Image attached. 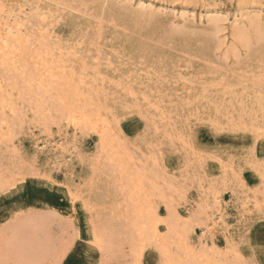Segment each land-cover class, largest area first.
<instances>
[{"label": "rangeland", "instance_id": "obj_1", "mask_svg": "<svg viewBox=\"0 0 264 264\" xmlns=\"http://www.w3.org/2000/svg\"><path fill=\"white\" fill-rule=\"evenodd\" d=\"M61 1V3L65 2L66 6H72L74 8L79 6V3H81L80 1L87 2L86 4L89 6H87V8L79 7L80 10L60 9V6L57 5L58 7H56V4L49 3L48 5L52 7V16L48 21L50 37L52 36L50 38L51 43L78 47L85 36L88 37L87 39L93 35L97 37L95 42L99 53H94V57L99 58L98 60L100 61L99 63L98 60L96 61L97 63L93 61L90 63L92 65L91 67L98 69V77L96 78H98L99 81L105 79L103 80L104 82L101 80L103 84L99 82L101 87L99 89H103V94L99 91L100 100L104 106H106L105 108L111 112L110 114L112 117L114 116V119L119 123L115 125V131H120L119 133H122V138L124 137L127 147L129 146V151H132V156L133 153H135V156L131 157L138 163L140 168L146 169L148 173H150V177L157 180H155L156 182H158L159 179V186L164 187L166 185L164 184L165 182H161L160 179H162V181H167L166 183L172 186L173 190L170 189V185L169 189L173 192L168 190V186L166 185L165 194L167 195L169 193L167 198L172 196V199H170L172 201L175 200L172 203L179 212V216H182L181 218H190L201 204L205 205L211 203L210 206H214L212 203L213 194L219 195L218 198L220 201L217 206H221L219 208L221 213L225 215V224L223 223V226L213 228L212 235L210 237L207 236V239L205 237L204 245L206 247H211L212 244H215L216 247L220 248L224 253L229 248L227 247V242L232 243L234 246H230V248H235L240 245L245 214L258 212V209L254 208V206L259 202H264V192L260 190L259 177L255 175L251 169L244 168L242 172L240 171L246 162L245 149L254 138L255 129L253 128L256 126L255 128L257 130L259 126V128L264 127L263 111L260 109H257L258 111L256 112L252 111L253 106H255L254 103L258 98L260 99L263 97L261 99H263L264 102V96H261L264 95V87L257 86L259 83L260 85H264V77H262L264 76V63H262L264 62V48L262 49L258 46L259 52L254 53L248 58L246 46L235 41V38L232 37V29L230 26H232V22L236 19L237 15V17L241 18L239 15H242L240 14L242 11L243 15L250 14L254 17L258 14L264 17V0H142L144 2L149 1L151 5L153 4L152 18L144 16L145 13L139 12L136 7H133L130 11H126V6L124 4L122 6H117V8L113 10L108 8L105 11H101L98 5L92 3V0ZM124 1L130 2L133 6L137 4V0ZM70 3L71 5H69ZM260 12L262 14H260ZM191 13H195L197 21H192L191 19L184 21L174 16V14L176 16L180 14L190 16ZM214 15L220 18V27L218 29H214L209 22L207 23V19L212 18ZM199 18H201V20ZM101 21H103L102 25L99 26L100 29H98V23ZM256 43L257 42L254 40L251 42L254 50L257 48ZM91 67L90 69L93 71L95 68L93 69ZM220 70H222V72ZM95 72L96 71L90 72V75L91 73L92 76L95 75ZM209 72L212 75H210ZM252 74H257V76ZM258 74L262 80L258 78ZM99 75H101L100 79ZM222 75L224 76L221 78ZM238 75L245 80L239 79ZM245 76L249 77L245 78ZM252 77L257 78V81L255 80L256 83H253L255 81ZM223 78L224 80L222 81H225V83L221 81ZM261 81L263 83H261ZM218 83L221 85L217 87ZM255 84L257 88H254ZM206 85H208V87H206ZM234 85H238L237 87L235 86L236 88L240 86V90L236 89ZM222 86H229L227 87L228 91L225 90V87L222 88ZM230 88L233 89L230 90L232 92L229 91ZM247 88L248 91L246 90ZM251 88L253 89L252 91H250ZM223 89L225 90V94ZM204 90H206L207 94ZM243 90L246 92L242 94ZM125 92H127V94ZM128 92H130V96ZM203 92H205V94ZM226 94L228 96L230 94V97H226L223 101V98L227 96ZM239 95L241 97H238ZM254 95H258V98ZM246 96L249 100H247L248 102L245 101ZM145 97L149 101H147V99L145 100ZM207 99H209V101ZM248 103L249 105H247ZM238 104L242 105L240 106ZM155 105H159V107ZM156 107L158 110L160 109V111H156ZM234 107L235 109H233ZM24 110L26 115L23 124L21 125L17 122L16 127L13 128L12 132L15 138L13 139L12 137V139H10L12 143L8 144L7 141L10 142L8 137L5 138L7 140L1 139L0 142V168L2 170H9L8 172H13L17 169V172L15 170L14 173H18L15 185L11 189L9 188L6 191L0 190L1 230H10L11 227H17L18 225L16 229H19V232L24 236L25 234L22 232V228L20 229L21 221L23 220H18L21 216L32 215L33 217L44 218L46 223L45 226L50 230H48L49 237L52 238L53 242L56 240V243H51H53L56 248L60 249L58 250L60 255L56 248V253H58L57 257V254L53 252V250L52 253L54 254L50 252L51 248H54V245L49 243L50 241L48 244H50L49 247L51 248L48 249V255L51 253L49 255H52L50 258H52L53 255L55 256L52 260H50V258L48 259L46 255L47 251L43 249V247L45 248L43 243V247L40 246V249L43 251L45 250V254L42 253L43 255H39V252L36 253L31 250L32 247L28 249L27 251L31 250L30 254L33 255L36 260L38 259L41 264L42 260L44 262L46 261L47 264H131V253L129 252L131 249L127 245L123 248H119V251L118 249H112V247L111 250L106 246L109 253L107 254V251H104L106 250L105 248L103 249L104 255L101 249L94 244L92 226L93 215H96L97 212H101V216H103L102 219L104 223H106L109 216L113 219L115 214L118 215L122 213L123 208L120 209L117 206L124 200L121 193L115 189V178L109 173V168L103 167L107 166L105 165L106 163H104L102 159L100 163L98 162L99 160H96L98 152V139L96 135L92 132H84L82 134L80 131H77L75 133L72 127L64 122L60 123L59 126H57V124L51 125V127L46 130L44 129V124L36 120L33 113L30 114L32 112L31 110ZM131 111H135L137 114L131 115ZM215 111L221 114L219 115ZM232 112H237L239 116L236 115V113L233 115ZM7 113L9 114V120H11V113ZM218 115L219 117L216 118ZM246 115H252V117L254 116L253 118L260 119L259 122H257L259 124L255 123L253 127L251 122H248L249 118ZM226 116H228V119L225 118ZM153 117L156 118L154 119ZM239 117L242 118L241 121L248 122L246 125L247 127L244 126L246 127L245 131L244 127L242 128L238 125L239 128L236 124V122L240 123L238 122ZM216 123L225 127H221V130L216 131L212 127V124ZM227 126L230 128L228 127V129H226ZM190 127L194 130V135L191 137L188 136ZM48 130H50V134H48ZM256 134L258 135V133ZM60 137L70 144L72 142L77 144L78 149L75 151L76 153L74 152L72 162L67 160L65 164H60L61 162L58 163L57 161L53 164L51 161V154H35L34 145L36 143H41L44 140H57L60 139ZM176 138H179L178 140L180 141L177 142L178 140H176ZM13 150L15 153H18L15 154ZM202 153L215 154L216 158L207 159L205 156L201 155ZM13 155L14 157H12ZM151 155L154 157H150ZM11 158H15L14 162ZM19 160H22V162L18 163ZM156 162L157 164L159 163L158 166ZM8 164L9 167H7ZM98 164L100 166H98ZM143 164L144 166H148L144 167ZM149 166H152L151 171ZM161 169L162 171L159 172ZM95 170L96 175L94 176L93 173ZM151 175H156L158 177H152ZM237 175L243 179L244 186L235 178ZM161 176H163V178ZM169 176H173L174 178L170 177L169 179ZM91 177L94 180L90 184L89 179ZM193 177H196V179ZM200 183L202 184L201 186ZM208 183H211V185ZM228 183H230V185ZM179 185L181 186L179 187ZM214 186L215 188L213 189ZM216 186L219 187L217 188ZM68 189H70L72 193H80L81 197H83V201L79 199L78 201H74V203L71 200ZM109 189H111L112 192H109ZM174 189H176V192ZM167 190L168 192H166ZM211 190H214V192ZM248 190L251 192L249 193ZM254 190H257V196L255 195L257 193L254 194V192H256ZM207 192L209 193L207 194ZM183 193L185 196H183ZM203 194L207 195L204 197ZM231 194H233V196ZM179 197L182 198V200ZM154 198H152L153 204L156 205L161 216L163 218L166 217V204L160 201V197ZM86 199H92L94 202L93 205L96 207L92 210H88L84 202ZM206 199H209V201L206 202ZM244 206L247 207L248 210L246 209V211L248 212L244 214L243 218H240V214H243L241 210ZM115 208H117V210L119 209V211L117 212ZM104 210L107 213H104ZM15 218L16 221L19 222L18 224L17 222L16 224L13 222L14 225L12 226L13 223L11 224V221H15ZM8 223L11 224L10 228L8 225V229L4 228L3 230L2 228ZM9 230L5 231V235L3 232L0 235H2L3 238L8 235L6 239H9L10 242L16 239H14V236L19 237V239H17L18 241L16 240L19 244L23 243V245H25V243L28 242H25L26 239L18 235L20 234L19 232L17 233L18 230L16 232L14 230L13 232L11 229L13 233H10V235L7 233ZM198 230L199 227L194 232H191V234L189 233V242L192 243L191 247L196 251L202 247L199 241L201 237ZM73 233L78 239L73 241L71 251L61 257V250L72 237ZM11 235H13V241H11ZM225 235L229 236L228 240L224 238ZM20 238L25 240L21 242L22 239L20 240ZM2 239L1 243H3ZM9 241L6 243L5 240L2 244L3 246L0 244V248L3 250L2 252H4L6 248L8 249L6 252H8L10 247H15V245L17 249L20 248L21 250L22 244L20 245L21 247H19L18 243L13 245L14 242L10 244L8 243ZM57 241H60L58 242L59 244H57ZM9 244L11 246L6 247L7 245L9 246ZM48 244H46V247H48ZM59 245H61V248L58 247ZM25 248L27 249V247H22V250H17V252L20 251L19 254L21 255V252ZM145 250L142 258H140V264H149V262L150 264H162L161 260L163 256L160 255L161 253L158 252L159 250L154 247H148ZM229 250L228 259L234 257V253L231 251L232 249ZM13 251L16 253V250ZM27 251L25 250L23 253L27 254ZM111 251H114V253H110ZM170 251L172 252L174 250ZM10 252H8L9 254L6 253L4 255L3 253V255H1L0 249V257H3L4 262L8 261V264H11V258L13 255L16 256L17 254L16 257L18 260L15 261L13 258V261L19 263V259L22 256L18 253L14 254V252ZM116 252L119 253L115 254ZM172 253L178 252L175 250ZM231 253L232 257H230ZM28 254L26 255V260L22 257L24 260H22L24 262L22 264H25V262L28 264L30 260H32V263L29 262L30 264H40L38 263L39 261L33 263V261H35L31 259L33 256H31L28 261ZM7 255L11 261L9 258L4 257ZM255 255L258 261L264 259V253H261L258 247ZM40 256L46 257L45 259L47 260L40 258ZM4 262L0 260V264H7ZM14 262H12V264Z\"/></svg>", "mask_w": 264, "mask_h": 264}, {"label": "bare ground", "instance_id": "obj_2", "mask_svg": "<svg viewBox=\"0 0 264 264\" xmlns=\"http://www.w3.org/2000/svg\"><path fill=\"white\" fill-rule=\"evenodd\" d=\"M61 2H62L61 0H0V37H3V40L7 41V43L0 42V142H1V139H5L6 137H8L9 140L12 139V137H13L12 131H13V128L16 127L17 122H19L21 125L23 124V122H24L23 120H24L25 115H26V112L24 109L31 110L32 112L30 114L33 113L35 116V119L42 122V124H44L43 125L44 129H46V130H47V128H50L51 125L57 124V126H59L60 123L64 122L68 126H71L73 129V132H75V133L77 131H80L82 134L84 132L94 133L98 139V147H97L98 152H97L96 160L97 161L99 160L98 162L100 163V160L102 159L104 161V163H106L105 165H107V166H103V167H107V169L109 168V171H110L109 173L111 175H113V177L115 178V180H114L115 189L121 193V195L123 196V199H124L122 201L123 203L121 202V204H119V206L116 205L120 209L123 208L122 213L118 214V215H116V214L114 215V213H113L114 218L111 219L109 216L108 221L106 219V221H107L106 223H104V220L102 219L103 216H101V212H97L96 215H93V219H92L93 235H94L93 240H94V244L96 246H97V241L99 242V246H97L99 249H101V248L105 249L106 248V250H104V251H107L106 253L108 254L109 250L107 249L106 246H108V248H110V249H111V247H112V249H116V250L118 249V251H119L120 250L119 248H123L124 246L127 245L131 249V251L129 250V252L131 253V256L129 253V256L131 257V260H130L131 264H138V263L140 264V258H142L144 251H146L145 249H147L148 247H154L155 249L159 250L158 252H160L161 253L160 255L163 256V259L162 260L160 259L162 264H233V261L235 260V256L232 257L233 252L231 253V256H230L232 258L228 259V257H229L228 251L230 252L229 249H234V248H230V246L231 247L233 246L232 243H230V242L226 243L227 247H229V248L225 251V253L223 251H221L220 248L216 247L215 244H212L211 247L210 246L206 247L204 245L205 237L207 239V236L210 237L212 235L213 228L223 226V223H224V216L225 215L221 213V210L219 208L221 206H217L219 204V201H220L218 198L219 195L213 194L214 196L212 198V203L214 204V206H210L211 203L205 204L206 206L204 204H201V205L199 204L200 206L198 205L199 207H197V210L192 214V216L190 218H185V217L181 218L182 216H179L180 215L179 212L176 210L175 206L172 203L175 201L174 198H173L174 201H172L171 200L172 196L170 197L171 198L170 199V198H167V195L169 193L167 195L165 194V187L168 186V190H170V189H172V186L170 184H167L166 183L167 181H165V180L162 181V179H160V181L165 182L164 184H166L167 186L166 185L164 187L159 186V179H158V182H156L157 180L151 178L149 175L150 173H148V171L146 169L140 168L138 166V163H136L135 160L132 158L133 156H135V153H133V156H132V153H131L132 151H129L130 150L128 148L129 146L127 147L126 141L124 140V137L122 138V135H121L122 133H119L120 131L119 132L115 131L116 130L115 125H117L119 123L116 121V119H114V116L112 117V115L110 114L111 112H109L107 110V108H105L106 106H104V104L100 100L99 91H101V93H102L103 89L102 90L99 89V88H101L99 82H101L102 79L99 81L98 78H96V77H98V72H97L98 69L95 67H91L92 65L90 63L91 61H93L95 63L99 59L97 57L96 58L94 57V53H99L97 48H96V42H95L97 40V37L93 35V36H90L89 39H87L88 37L85 36V38L82 39V41L79 43L78 47L65 46L66 44L61 45V44H52L51 43L50 38L52 36L50 37L49 22L48 21L52 16V10H51L52 7H50L48 5L49 3L56 4L55 5L56 7L60 6V9L64 8V9H75V10H77V9H79V7L87 8V6H89L86 4L87 2L85 3V1H80L81 3H79V6H77L75 8L72 6H66L65 2H63L64 4ZM92 3L95 5H98L99 8L101 9V11H105L108 8L113 10L114 8H117V6H120V5L122 6L124 4L126 6V8H125L126 11H130L133 7H136L139 12L145 13L144 16H148L150 18L153 17V12H152L153 11V8H152L153 4L151 5V3H149V1L144 2L142 0H137L136 6H133L130 2H126L124 0H92ZM69 5H71V3ZM57 9H59V8H57ZM207 13H209V12H207ZM240 14H242V15H239V16H241V18L237 17L238 15L236 14L237 15L236 19L233 20L232 26H230L232 29V31H231L232 37L235 38L236 42L238 41L242 45L246 46L247 53H248L247 57L249 58L254 53L259 52L258 46H260V48H262V49L264 48V17H262L258 14L257 15L255 14L256 16H254V17L250 14L243 15V11ZM260 14H262V13L260 12ZM41 16L46 17V19H44V20L39 19V17H41ZM174 16H175V18L178 17L184 21H187L190 19L192 21H195L197 18L195 13H191L190 16H187L184 14H180L178 16H176L174 14ZM199 19L201 20V18H199ZM200 20H199V22H200ZM207 20H208L207 23L209 22L213 26L214 29H218L220 27V25H219L220 18H218V16L214 15L212 18H209ZM103 21L98 23V27L102 25ZM225 21H227V20H225ZM98 29H100V27ZM8 30H12L11 35H9ZM16 33H19V35H16ZM252 40L257 42L256 43L257 44L256 50L253 49V46H252L253 43L251 44ZM99 61L100 60H98V63H99ZM262 63H264V62H262ZM90 67L93 69L95 68L93 71H96V72H95V75H93V76H92V73L90 75V72H93V71H91ZM263 68H264V65H263ZM220 71L222 72V70H220ZM223 71H224V69H223ZM235 72H237V71H235ZM209 74H210V72H209ZM248 74H250V73H248ZM210 75H212V74H210ZM243 75H245V74H243ZM252 75L257 76V74H252ZM100 76L101 75H99V79H100ZM223 76L224 75H222L221 78ZM249 76H245V78L249 77ZM261 76H262V74H261ZM53 77H55V79ZM262 77H264V76H262ZM238 78L242 79V78H240L239 75H238ZM258 78H260L259 74H258ZM248 79L251 80L250 78H248ZM252 79L254 81L255 80L257 81V78L252 77ZM260 79L262 80V78H260ZM103 80H105V79H103ZM222 80H224V78L221 79V81ZM242 80H245V79H242ZM249 80H246V81H249ZM256 81L253 83H256ZM103 82H101V83L103 84ZM259 82H260V80H259ZM259 82H257V83H259ZM189 83H191V82H189ZM219 83H218L217 87L219 85H221ZM223 83H225V81ZM235 83H237V82H235ZM253 83H252V86H253ZM261 83H263V82L261 81ZM206 84H208V83H206ZM214 85H216V84H214ZM244 85H246V84H244ZM125 86H126V84H125ZM235 86L237 87L238 85H234V87ZM257 86L258 87H264V85H262V84L260 85V83L257 84ZM257 86L255 84L254 88L255 87L257 88ZM102 87H103V85H102ZM124 87H123V89H124ZM206 87H208V85H206ZM223 87H225L226 88L225 90H227V87H229V86H227V87L222 86V88ZM230 87H231V85H230ZM211 88H210V90H211ZM248 88L246 89L247 91H248ZM252 88L250 89V91H252L254 89V88L253 89ZM195 89H197V88H195ZM236 89L240 90V86H239V88H236ZM241 89H242V87H241ZM243 89H244V87H243ZM128 90H130V89H128ZM225 90H224V94H225ZM230 90H233V89L230 88L229 91ZM126 91H127V89H126ZM204 91L206 92V90H204ZM205 92H203V93L205 94ZM230 92H232V91H230ZM245 92L246 91L243 90L242 94ZM125 93L127 94V92H125ZM128 93L130 96V92H128ZM221 93H223V92H221ZM206 94H207V92H206ZM253 94H254V92H253ZM255 94H256V91H255ZM235 95H237V94H235ZM223 96H225V95H223ZM232 96H234V95H232ZM247 96H246V100H245L246 102L249 101L247 99ZM254 96H256V95H254ZM261 96H264V95H261ZM198 97H200V96H198ZM226 97H230V94H229V96L228 95L225 96L223 98V101H224V99H226ZM238 97H241V96L239 95ZM256 97L258 98V95ZM257 98H256V100H257ZM261 98H263V97H261ZM261 98L260 99L258 98L257 101H255L253 98V100L255 101V103H254L255 106H253L252 111L256 112V111H258L257 109H260L264 113V102H263V99H261ZM144 99L146 100L147 98L145 97ZM250 99H252V98H250ZM207 100L209 101V99H207ZM220 100H219V102H220ZM147 101H149V100L147 99ZM252 101H250V102H252ZM209 103H211V102H209ZM223 103H222V105H223ZM238 105H240V104H238ZM247 105H249V103ZM155 106L159 107V105H155ZM209 106H210V104H209ZM217 106H218V104H217ZM231 106H230V108H231ZM226 107L227 106L225 105V108ZM237 108H238V106H237ZM155 109H156V111L158 110L157 107ZM233 109H235V107ZM219 110H221V109H219ZM158 111H160V109ZM7 112L11 113L10 117H11L12 121L9 120V116H8L9 114ZM215 112L219 115L221 114L217 111H215ZM237 112H234V113L232 112V113H233V115L236 113V115L239 116V114H237ZM245 112H247V111H245ZM254 112H252V113H254ZM158 114H159V112H158ZM219 115L216 116V118L219 117ZM252 115H246V116L249 118L248 122L250 121L254 127L255 123L259 124L257 122H259L260 119L253 118L254 116L252 117ZM227 117L228 116H226L225 118H227ZM242 117H245V116H242ZM153 118L155 119L156 117H153ZM241 119L242 118L239 117L238 122H240V123L236 122L237 126L238 125L240 127H241V125L243 127L246 126L248 122L241 121ZM222 121H223V119H222ZM231 121H230V123H231ZM263 123H264V121H263ZM216 124H218V123H216ZM260 124H262V123H260ZM89 125H91V126H89ZM231 125H232V123H231ZM222 127H225V126H222ZM228 127L229 126H227L226 129H228ZM246 127H244V131L246 130L245 129ZM248 127H249V125H248ZM255 127L253 128V129H255L254 130L255 133L259 134V129H261V128H259L260 126L258 127L257 130ZM249 128H247V129L249 131H251L250 130L251 128L250 129ZM238 130H240V129H238ZM48 131H49L48 134H50V130H48ZM14 138L15 137H13V139ZM178 139L179 138H176V140H178ZM5 140H7V139H5ZM179 141L180 140H178L177 142H179ZM181 141H182V139H181ZM7 142H8V144L12 143L11 140H10V142L9 141H7ZM128 145H130V144H128ZM77 149H78V147H77V144L75 142L74 143L72 142L70 144L69 142L64 140L62 137H60V139L52 140V141L51 140H44L41 143H36L34 145L35 154H46V153L51 154V161L53 164L56 163L57 161H58V163L61 162L60 164H65V161H67V160L72 162L74 152L77 151ZM14 153H15V151H14ZM17 153H15V154H17ZM129 154H131V155H129ZM143 156H145V155H143ZM12 157H14V155ZM150 157H154V156L151 155ZM11 159L14 162L15 158H11ZM137 160H138V158H137ZM19 162H22V160L21 161L19 160L18 163ZM30 162H32V161H30ZM157 162H156V164H157ZM147 164H148V162H147ZM158 164H157V166H158ZM0 166H1V164H0ZM5 166H6V164H5ZM98 166H100V165L98 164ZM143 166H144V164H143ZM147 166L148 165H145L144 167H147ZM229 166H231V165H229ZM7 167H9V164ZM19 167H20V165H19ZM22 167H23V164H22ZM94 167H93V169H94ZM149 167L151 168L152 166H149ZM15 168H16V166H15ZM91 169H92V167H91ZM96 169H97V167H96ZM15 170L17 172V169H15ZM22 170H23V168H22ZM151 170H152V168L150 169V171ZM8 171L9 170H2L0 168V190L1 191H6L9 188L11 189L15 185V182L17 180L16 177L18 176L17 175L18 173L15 174L14 171L13 172H8ZM20 171H21V169H20ZM160 171H162V169L159 170V172ZM231 171H233V170H231ZM95 173H96V170L93 173L94 176L96 175ZM232 173H234V172H232ZM151 174H152V172H151ZM153 174H154V172H153ZM162 175H163V172H162ZM165 175H167V174H165ZM234 175H236V174L234 173ZM151 176L154 177L156 175H151ZM92 177L89 179L90 184L94 180ZM157 177L158 176H156V178ZM161 177L163 178V176H161ZM170 177H173V176H169L168 178L170 179ZM194 179H196V177ZM21 180H24V179H21ZM184 180H186V179H184ZM176 181H178V180H176ZM17 182H19V181H17ZM20 182H22V181H20ZM212 183H213V181H212ZM214 183H216V182H214ZM228 184L230 185V183H228ZM181 185H179V187ZM201 185L202 184L200 183V186ZM209 185H211V183ZM224 186H226V185H224ZM239 186H241V185H239ZM169 187H170V189H169ZM245 187L247 188L246 185H245ZM214 188H215V186L213 187V189ZM176 189H174L175 192H176ZM199 189H200V187H199ZM234 189H235V187H234ZM168 190L166 192H168ZM172 190H170V191L173 192ZM208 190H210V189H208ZM254 191H256V192H254V194L257 193V190H254ZM68 192H69V195L71 196V200L73 202L76 200L78 201L79 199L80 200L82 199V201H83V197H81L80 193L79 194L72 193V191L70 189H68ZM109 192H112L111 189H109ZM180 192H182V191H180ZM212 192H214V190ZM217 192H219V191H217ZM248 192H249V190H248ZM261 192H260V195H261ZM208 193L209 192H207V194ZM207 194H205V195H207ZM205 195H204V197H205ZM231 195L233 196V194H231ZM239 195H241V194H239ZM255 195L257 196L258 193ZM176 196H177V194H176ZM181 196H182V194H181ZM183 196H185L184 193H183ZM256 196H254V197L257 198ZM154 197H160L161 198L160 201H162L163 203L166 204V210H167V216L166 217L163 218L161 216V213L159 212L158 208L156 207V205L153 204L152 198H154ZM263 197H264V194H263ZM120 198H122V197H120ZM259 198H260V196H259ZM154 199H158V198H154ZM177 199H178V197H177ZM180 199L182 200V198H180ZM251 199H253V198H251ZM207 201H209V199L208 200L206 199V202ZM84 202H85V205H86L88 210H92L94 207H96L93 205L94 202L92 201V199H86ZM107 202H108V200H107ZM245 206L242 207L241 211L243 212V214H240V218H243L244 214L246 212H248V211H246L247 207H245ZM103 208H104V206H103ZM254 208H256V205L254 206ZM115 209L117 210V208H115ZM116 210H115V212H116ZM118 211H119V209L117 210V212ZM104 213H107V212L105 211ZM21 217L18 220L19 221H21V219L23 220V221H21L22 223H21L20 229L22 228V232H24V234H25L24 236H22L21 232H19V229H16L18 227V225H17V227L13 226L14 225L13 222H15V224H16V222H17V224L19 222V221H16V218H15V221L14 220L11 221V224L13 223L12 224L13 227L10 228L11 224L8 223L2 229L3 230H4V228L8 229L7 227L9 225L10 230L12 229L13 232H14V230H15V232L18 230L17 233L18 232L20 233L18 235H20L26 239L25 240L23 238H20V240L22 239L21 242H23L24 240H25V242L28 241L25 243L26 246L23 245V243H21L23 248L27 247V249L26 248L23 249L24 252H25V250L27 251L28 249H30L32 247L31 250H33L36 253L39 252L38 253L39 255L40 254L43 255V254H45V250L43 251L42 249H40L41 248L40 246L43 247V245H44L45 248L43 247V249H46V251H47L46 255L48 256V259H49L52 256V255L49 256L52 253V250H53V252L56 253V250H55L56 247L53 244L54 242L56 243V240L53 242L52 238L49 237L50 236L49 235L50 230L47 229L45 226V224H46L45 219L33 217L32 215H24ZM198 227H199L198 232H199V235L201 237V238H199V241L201 242L202 247L198 251H196L193 249V247H191L192 243L189 242V233L191 234V232H194ZM8 230H5V231H8ZM10 230H9V232H7V233H9V235H10V233H13L12 230H11V232H10ZM5 231H2L0 228V232H1L0 234H2V232H3V234L5 235ZM17 233H16V235H17ZM1 236L2 235H0V244H1V246H3L2 244L5 242V240L7 243V241H9V239H6V237L8 235L5 238H3V236L2 237ZM12 236L13 235H11V238H12L11 241H13L16 238L13 241L14 244H13V242H10V241L8 243H10V244L12 243L13 245H15L18 243L17 239H19V237L14 236V239H13ZM228 237H229L228 235L224 236V238H226V240H228ZM1 239H2L3 243H1ZM212 241L214 242L213 238H212ZM48 242L49 243L53 242L51 244L54 245V248L49 247L50 244H48ZM58 242H60V241H57V244H59ZM42 243H43V245H42ZM10 244H9V246L7 245L6 247H10L11 246ZM21 244L18 243L19 247H21L20 246ZM46 244H48V247H46L47 246ZM228 244H229V246H228ZM5 245H4V247H5ZM53 245H51V246H53ZM60 246L61 245H59L58 247L61 248ZM22 247H21V250H22ZM116 247H118V248H116ZM50 248H51V251H50L51 253L48 255V252H49L48 249H50ZM0 249H1V255H3V253H4V255L6 253L9 254L8 252H10L11 249H12L11 252L12 253L14 252V254H16V253L19 254L21 251L20 248L17 249L16 245H15V247L11 246L8 252H6L8 250L7 248H6V250H4V252H2L3 251L2 248H0ZM36 249H39V250H36ZM56 249H57V251L60 250L58 248H56ZM191 249H193V250H191ZM13 250H16V253ZM17 250H20V251L17 252ZM31 250L27 251L29 253V254L27 253L28 254L27 260L28 261L30 260L31 256H33L30 254ZM170 250H174V251L176 250V252H178V253H172L174 251L171 252ZM23 251L21 252V255L20 254L19 255L22 256L26 260L27 254L26 253L24 254ZM104 251H102V252L104 253ZM122 252H124V251H122ZM58 253H59V251H58ZM58 253H56L57 254L56 257L58 256ZM110 253H114V251L113 252L111 251ZM117 253H119V252H116L115 254H117ZM52 254H54V253H52ZM19 255H18V258H19ZM46 255H44V256H46ZM59 255H60V253H59ZM104 255H105V253H104ZM11 256H12V254H11ZM16 256H17V254H16ZM16 256L13 255V257L11 258L12 261L10 260L8 255L4 256V257L9 258V260L11 261V264H12V262H14L13 261L14 259H15V261L18 260ZM44 256L43 257L40 256V258L45 259L47 257L46 256L44 258ZM22 257L19 259V263L18 262H14V263H17V264L24 263L23 262L24 260ZM54 257L55 256L53 255L52 258H54ZM119 257H121V256H119ZM0 258H1L0 260H2V262H4L3 257H0ZM52 258H50V260H52ZM31 259L35 260V261H33V263L39 261L38 259L36 260L34 256ZM45 260H47V259H45ZM5 262L7 264L9 263L8 261H5ZM29 262L32 263V260H30ZM29 262H28V264H30ZM43 262L44 261L42 260V264H43ZM38 263H40V261ZM25 264H26V262H25ZM44 264H47V262L45 261Z\"/></svg>", "mask_w": 264, "mask_h": 264}, {"label": "snow or ice", "instance_id": "obj_3", "mask_svg": "<svg viewBox=\"0 0 264 264\" xmlns=\"http://www.w3.org/2000/svg\"><path fill=\"white\" fill-rule=\"evenodd\" d=\"M39 19L44 20L46 17L41 16ZM8 31L9 35H11L12 30ZM16 35H19V33H16ZM0 42L7 43V41L3 40V37H0ZM53 78L55 79V77ZM136 114L137 113L135 111H131V115ZM212 127L214 130L219 131L222 126L220 124H212ZM241 127L243 126L241 125ZM192 135H194V130L190 127L188 130V136L191 137ZM245 152L246 162L240 171L242 172L244 168L251 169L252 172L259 177L260 190L264 191V127H261L258 135L254 131V138L250 141L248 147L245 149ZM201 155L205 156L207 159L216 158L215 154L202 153ZM236 178L241 184H243L244 181L239 175H237ZM256 208L258 209V212L245 214L241 243L232 249L235 256L233 264H264V259L258 261L255 255L257 247L260 249L261 253H264V202L257 203ZM76 239H78V237L73 233L72 237L62 248L61 257L71 251L73 241ZM97 246H99L98 241ZM101 251H103L102 248Z\"/></svg>", "mask_w": 264, "mask_h": 264}]
</instances>
